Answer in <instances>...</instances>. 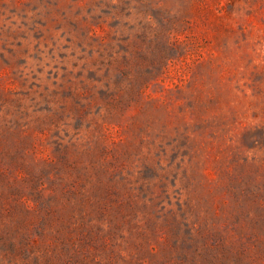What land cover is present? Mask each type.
Returning a JSON list of instances; mask_svg holds the SVG:
<instances>
[{"label":"rangeland","instance_id":"obj_1","mask_svg":"<svg viewBox=\"0 0 264 264\" xmlns=\"http://www.w3.org/2000/svg\"><path fill=\"white\" fill-rule=\"evenodd\" d=\"M0 264H264V0H0Z\"/></svg>","mask_w":264,"mask_h":264}]
</instances>
